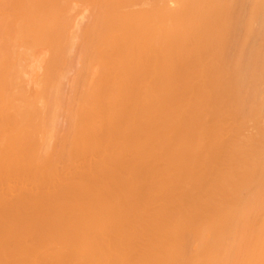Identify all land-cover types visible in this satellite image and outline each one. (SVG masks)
Masks as SVG:
<instances>
[{"label":"bare ground","instance_id":"bare-ground-1","mask_svg":"<svg viewBox=\"0 0 264 264\" xmlns=\"http://www.w3.org/2000/svg\"><path fill=\"white\" fill-rule=\"evenodd\" d=\"M71 1L0 0V264H264V0Z\"/></svg>","mask_w":264,"mask_h":264},{"label":"rangeland","instance_id":"rangeland-1","mask_svg":"<svg viewBox=\"0 0 264 264\" xmlns=\"http://www.w3.org/2000/svg\"><path fill=\"white\" fill-rule=\"evenodd\" d=\"M64 1H66L67 3L69 2L68 5H70V1H71V0H64ZM72 2H74V3H72ZM71 3H72L73 5H76L75 1H71ZM83 3H84V2H83ZM83 3L79 0V3L77 4V7H78V5H81V6H79V8L81 9V7H82L81 10L84 11V7H83L84 4H83ZM72 4L70 5V7H71V6L73 7ZM74 8H75V6H74ZM74 8H72V10H73ZM79 8H76V9L79 10ZM70 9H71V8H70ZM76 9H75V10H76ZM72 10H70V11H72ZM77 10L75 11L76 13H77ZM81 10H80V11H81ZM80 11H78V13H81V12H82V11H81V12H80ZM72 12H73V11H72ZM54 13H55V12H54ZM69 13H70V12H69ZM73 13H74V12H73ZM73 13H72V15H70V17H68V18H71V16L73 17V18H72L73 21L71 22L72 24L70 23L71 25H69L68 22L66 21L67 24L69 25V27H67L66 32L68 31V28L70 29L71 26H72V27L74 26V27H73V30H72V33L75 34V37H76V38L74 39V38H73V37H74V34L70 33L72 27H71V29L68 31V33L65 32V33L68 34V35H69V33H70V35L72 34V36L69 35V37H68V35H67V37H68V39H71V37H72L73 40H72V39H71V40H72L73 42H72V41H68V42H69V43H68V47L65 46V47H66V48H65L66 50L64 49L66 52H65L63 55L61 54V60H63V61H61V62L65 63V65L63 66V63H61L62 65L59 64L60 67H57L58 70L60 71V70H61V66H62L61 73L64 71V69H67L66 72H65L66 74H65L64 72H63V74H62L61 76L57 74L58 77L60 76V77H63L64 79H63V78H59V80L57 79L58 81L55 82V83H56L55 85L57 86V85H58L57 82H59V84H61L60 81H62V84L59 85V86H57L56 88H58V89L60 88V89H62V90L64 89V91L61 90V92H59L60 89H59V90L57 89V91H58L57 93H58V94L60 93V94H59V95L57 94V95L52 96V97H56V100H61V101H56V100H55V102H59V106H58L57 103L55 104L54 101H53V103H52V102L49 100V99L51 98V97H49V96L51 95V94H49V93H51V92L48 91V94H49V95H48V94L46 95V96L49 97V99H48L49 101L47 100V97H45V98L43 97L44 99H46V101H45L46 103H47V101H48V105H50V107H52V109H51L50 107H48V105H47V107L45 106L46 109H45V108H42V110H48V109L50 108L49 111H52V110H53V112H55V115H56V114H57V115L59 114V117H57V116H52V117H53V118H52L53 121L56 120V118H57V120H58L57 123H55L56 121H54V124H53V121H52V124H53V126H52V127H53V131L57 129V130L54 131V132H55V133L58 132V133H57V135H56L54 132L49 131L51 135L53 134L52 137H51V135L49 136V135H48V133H49L48 130L50 129V128H49V129L46 131V132H48L47 135H48V138H49V139H48V138L46 137V139H48L47 142H48L50 139H52V140L56 139V141H57V140H60L61 137H63L62 134L64 135L63 132H65V131H63V130L66 129L65 126L67 127V125H68V124H67V123H68V118H67V116H68V110H69V108H67V110H66V107H68L66 104L70 105L71 100L69 101V99L73 96V94H74V92L76 91V89L78 90L77 86H74V85H76L75 83H76V81H77V80H75L74 77L76 76V78L78 79L77 74H76V73H78V68L76 69V66H77V63L79 64V66H81V63H80V62H81L82 59H83L84 50L82 49V47L84 48V46H82V45H83V43H82L83 40L80 41V38L83 39V37H84V29H83V28H84V25H85V23H86V19H85V17H84V13H83V12H82V14H80V15L77 14L78 16L75 15L76 13H74L75 17L77 16V17H76L77 19L74 18ZM55 14H57V12H56ZM81 15H82V17H81ZM68 16H69V15H68ZM78 17H80V18H78ZM74 19L77 21L76 23H75V20H74ZM69 22H70V20H69ZM73 23H74L75 25H74ZM61 24H62V23H61ZM61 24H60V25H61ZM68 25H66V26H68ZM63 26H64V25H63ZM81 30H82V31H81ZM74 31H75V32H74ZM80 31H81V32H80ZM82 32H83V33H82ZM76 33H77V34H76ZM66 34H65V37H66ZM79 34H80V35H79ZM81 34H82V35H81ZM16 35H17L16 33L13 34V35H12V38H13V36H16ZM18 36H19V38H20V34H19V33H18ZM18 36L14 37V38H16L17 40H16V39H12L13 42H12L11 44H15V45H17V42L20 41V39L17 38ZM21 36H22V35H21ZM67 37H66V39L64 38V40H65L64 42L66 43L65 45H67V42H66V40H68ZM21 38L23 39L24 37H21ZM18 39H19V40H18ZM14 40H15V41H14ZM24 40H25V39H24ZM16 41H17V42H16ZM26 41H27V39H26ZM15 42H16V43H15ZM24 42H25V41H24ZM64 42L62 41V43H64ZM70 42H71V45H72L71 48L69 47V46H71V45H70ZM78 42H79V43H78ZM22 43H23V40L21 41V44H22ZM62 43H61V51L64 52V50H63V48H64V44H62ZM77 43H78V45H77ZM21 44L18 43V46L20 45L19 48L23 50L24 47H23V45H21ZM79 45H81L82 47L79 46ZM21 46H22V48H21ZM78 46H79V47H78ZM80 47H81V48H80ZM14 48H15V49H14ZM67 48H69V49H67ZM79 48H80L81 50H79ZM12 49L15 50V51H17L18 47H17V46H16V47L14 46V47H12ZM12 49H11V50H12ZM26 49H27V48H26ZM26 49L24 50V52L27 51V52L30 53L29 49H27V50H26ZM22 50H21V51H22ZM15 51H13L12 53H13V57H14V58H15L14 55L17 56V61H16V62L19 63V61H20V63H21V62L23 61V63H24V64H19L21 67L18 65L19 68H20V69H19V71H20V70H22V65H25V64H26V65H27V64L29 65V61H30V60H28V59H31L32 55H31V53H30V54H29V53H28V54L26 53V54L29 55L30 57L27 56L28 59H26L27 57L25 56L26 58L24 57V58H25V59H24V58H23V54H22V55H21V54H15V53H17V52H15ZM79 51H80V52H79ZM82 51H83V52H82ZM19 52H20V51L18 50V53H19ZM63 52H61V53H63ZM20 53H22V52H20ZM65 54H66V56H64ZM19 55H20V56H19ZM24 55H25V54H24ZM81 55H82V56H81ZM18 56H19L20 58L22 57L24 60H22V58H21V60H19V57H18ZM80 56H81L82 59H81L80 62H79V57H80ZM13 57H12V58H13ZM62 57H64V58H62ZM66 57H67V61H66ZM14 58H13V60H12V62L14 61L13 64L16 63ZM64 59H65V62H64ZM68 59H69V60H68ZM31 60H33V57H32ZM25 62H26V63H25ZM31 62H33V61H31ZM31 62H30V65H29V66H28V65H27V66L25 65L26 68L23 66V71H25V72L27 71L29 74L24 72V74H25V75H24V74H23V71H21L22 74H20V72H18V73L20 74V75L17 74V77H18V78H19V76H20V79H21V77L25 79L26 74H27L29 77H31V74L33 75V73L35 72V71L32 70V69L34 68V65H33L34 63H31ZM66 62H67V63H66ZM13 64H11V65H13ZM15 65H17V63H16ZM32 65H33V66H32ZM79 66H77V67H79ZM15 67H16V69H17V66H15ZM27 67H28V68H27ZM29 67L31 68V70H30ZM32 67H33V68H32ZM66 67H68V68H66ZM12 68L15 69L14 67H12ZM35 68H36V67H35ZM59 68H60V69H59ZM63 68H64V69H63ZM79 68H80V67H79ZM16 69H15V70H16ZM75 69H76L77 71H75ZM17 70H18V69H17ZM28 70H29V71H28ZM34 70H35V69H34ZM36 70H37V69H36ZM58 70H57V72H58ZM31 71H32L33 73H32ZM67 71H68V72H67ZM11 72H13V71H11ZM16 72H17V71H16ZM16 72H14L15 74L12 73V75H14L15 77H16ZM37 72H38V71H37ZM35 73H36V72H35ZM39 73H40V72H39ZM58 73H59V72H58ZM21 75H24V77L21 76ZM34 75L37 76V75H39V74H34ZM57 75H56V76H57ZM78 75H79V74H78ZM14 76H13L12 78H14ZM28 76H27L28 81H27V79H26L27 85H26V82H25L23 79H22V81H21V80H19L17 77H16V78L18 79L19 82H17V83L15 82V83H16V85H15V84H14V80H16V79H15V78L13 79V84H14L15 86H17V87H15V88H16V89L19 88V90H16V89H15V91H14V87H13V86L11 87V90H12V88H13L12 91H14V95H13L14 98H16V97L19 98L21 95L23 96V94H27L28 91L25 93L26 89H25L24 87H25V85H26V86H27V90H28V89H29V86H28L29 84H28V83H29L30 81L32 82L33 77H34V76H32L31 79H29ZM56 76H55V77H56ZM40 77H41V76L39 75V77H36V79L38 78V79H37L38 81H39V80H42V77H41V79H40ZM43 77H44V76H43ZM58 77H56V78H58ZM56 78H54V79H56ZM60 79H61V80H60ZM71 79H73V81L75 80V82L73 83ZM23 81H24L23 86H21L20 84H18V83H20V82L22 83ZM54 81H55V80H54ZM54 81H53V83L50 84L51 88H52V84L54 85ZM31 82H30V83H31ZM40 82H42V81H40ZM71 83H73V84H71ZM24 84H25V85H24ZM19 85H20L21 88L23 87L22 89H25V90L21 91V88L19 87ZM53 87H54V86H53ZM69 87H70V88H69ZM72 87H73V89H72ZM74 87H75V88H74ZM51 88H49V90L53 91V88H52V89H51ZM56 88L54 87L55 91H56ZM74 89H75V90H74ZM69 90H70V91H69ZM12 91H11V92H12ZM16 91H17V93H19V94H21L22 92H23V93H22L20 96H19V94H18V96L15 97V92H16ZM19 91H21V92H19ZM68 91H69V92H68ZM72 91H73V93H72ZM11 92H10V93H11ZM63 92H64V93H63ZM12 93H13V92H12ZM17 93H16V94H17ZM53 93H54V91H53ZM53 93H52V95H53ZM66 93H67V94H66ZM68 93H70V94L68 95ZM45 94H46V93H45ZM55 94H56V93H55ZM71 94H72V95H71ZM67 95H68V96H67ZM22 96L20 97L21 100L19 101V99H18V100H17V99H13L12 94H11V97H12V98L10 97V99H13V100H10V103L12 104V102L14 103V102H17V101H18V102H17L18 105H19V106H23V105H21V104H24V101L22 100ZM57 96H58V99H57ZM66 96H67L66 99L68 100V103L66 102L67 100L65 99ZM23 97H24V96H23ZM25 97H26V96H25ZM60 97H61V98H60ZM62 97H63L64 99H63ZM24 99H25V98H24ZM14 100H15V101H14ZM41 100H42V99H41ZM63 100H64V101H63ZM65 100H66V101H65ZM11 101H12V102H11ZM21 101H23V102H22L21 104H19V102H21ZM62 101H63V102H62ZM45 102L42 100L41 103H42V104L44 103V104L42 105V104L40 103V101H39V103H40L42 106H40L39 103H38V104L36 103L35 105H37V106H39V107L41 108V107H44V105L46 104ZM50 102H51V103H50ZM17 103H14V104H17ZM49 103H50V104H49ZM61 103H62V105H61ZM51 104H53V105L55 104L57 107H59L60 110H59L58 108H57V109H53V106H52ZM64 104L66 105V107L64 106ZM12 105H13V104H12ZM12 105H11V106H12ZM60 105H61V106H60ZM19 106H18V107H19ZM56 106H54V107L56 108ZM63 106H64V107H63ZM13 107L15 108L16 106L13 105ZM18 107H17V108H18ZM62 107H63V110L61 109ZM69 107H70V106H69ZM19 108H20V107H19ZM47 108H48V109H47ZM64 108H65V109H64ZM54 110H55V111H54ZM56 110H57V111H56ZM64 111H65V112H64ZM45 112L47 113V115H48V114L50 115V114L53 113V112H48V111H45ZM45 112H43V117H45V118L47 117L48 120H46V122H47V121H50L51 117H50V119H49V118H48L49 115L46 116V113H45ZM66 113H67V115H65ZM55 117H56V118H55ZM64 117H65V118H64ZM54 118H55V119H54ZM44 120H45V119L43 118L42 121H44ZM66 120H67V121H66ZM43 123H45V121H44ZM43 123H42V125H47V126L49 125V124H46V123L43 124ZM48 123H49V122H48ZM54 125H55V127L58 126V128L54 129ZM60 125H61V126H60ZM47 126H46V127H47ZM59 126L61 127L62 130H60V127H59ZM43 127H44V128H43ZM43 127H42L43 129H46L45 126H43ZM48 127H51V125H49ZM52 127H51V129H52ZM51 129H50V130H51ZM59 130H60L62 133H59ZM44 131H45V130H43V133L45 134ZM51 132H52V133H51ZM58 134H59L60 137L58 136ZM42 135H43V134H42ZM47 135H44V137H43V136H42V137L45 139V136H47ZM57 136L59 137L58 139H57ZM43 138H42V139H43ZM40 139H41V138H40ZM42 139H41V140H42ZM61 139H62V138H61ZM52 140H50L51 143H52L50 146H51V148L53 149V148H54L53 145H54L55 141L53 142ZM50 141L48 142V152H46V154L44 153V152H45L44 150H45V149L47 150V148H45V149L43 150L44 152H42V150L40 151V152H42L45 156L47 155V153L49 154V152H50V150H51V149H50V146H49ZM41 142H42V141H40V143H41ZM44 142H45V140H44ZM47 142H46V144H47ZM57 142H60V141H57ZM42 143H43V142H42ZM57 144H59V143H57ZM57 144H56V145H57ZM41 145L47 147V145H44V144H41ZM41 145H40V147H41V149H42L43 146H41ZM56 145H54V146H56ZM49 149H50V150H49ZM40 152H39V153H40ZM43 154H41V155H43ZM44 155H43V156H44Z\"/></svg>","mask_w":264,"mask_h":264}]
</instances>
